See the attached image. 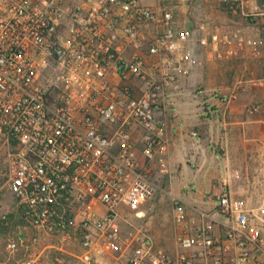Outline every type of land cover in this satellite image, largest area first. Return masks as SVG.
Instances as JSON below:
<instances>
[{
    "label": "built area",
    "instance_id": "obj_1",
    "mask_svg": "<svg viewBox=\"0 0 264 264\" xmlns=\"http://www.w3.org/2000/svg\"><path fill=\"white\" fill-rule=\"evenodd\" d=\"M216 1L261 18L264 31V0ZM178 24L172 9L141 0H0V163L29 229L6 244L24 248L18 264H41L45 239L75 240L80 264L110 255L124 264H264V233L224 185L207 209L174 203L176 254L125 215L157 193L150 166L170 143L168 90L198 65L201 50ZM197 29L212 60L259 43L239 26Z\"/></svg>",
    "mask_w": 264,
    "mask_h": 264
},
{
    "label": "crops",
    "instance_id": "obj_2",
    "mask_svg": "<svg viewBox=\"0 0 264 264\" xmlns=\"http://www.w3.org/2000/svg\"><path fill=\"white\" fill-rule=\"evenodd\" d=\"M165 1L141 0L143 4L154 7H166L163 5ZM250 1L253 2V0ZM177 3L178 5L169 8L173 10L179 27L191 32L193 36L191 45L197 51L203 48L202 37L197 31L199 23L205 22L220 28L242 27L246 34L259 43L254 49H245L238 57L229 59L226 69L230 73L244 75L246 80L255 79L254 75L264 74V31L258 26V20L261 18H245L216 0H177ZM219 5L223 7L224 12H219L217 9ZM175 9L188 12L192 19L200 20L197 22L191 20L187 23L186 20L179 18ZM195 32H197L196 36ZM202 52L205 53L204 56ZM195 57L198 65L193 68L192 73L182 79L177 86L168 90V95L173 102L172 114L167 120V136L170 143L164 155L156 158L151 164V179L157 191L163 188L167 191L170 200L176 204H182L191 213L195 207L209 208L212 205L211 200L214 199L213 194L222 185L230 191L232 196L236 180L234 175L238 166V189L241 198L239 200L244 203L249 213L250 224L262 231L258 222L259 216L255 215L254 209L250 207H260L264 200L260 202L258 200L259 203L252 200L248 194L250 188L246 185L244 176L264 175V118L260 115L254 118L248 117L245 105L239 103L233 104L227 110L223 109L224 112L220 115L225 117L220 123L215 118L206 119V115L211 110L222 111L218 98L212 91L211 74L203 72L204 69H202L203 64L206 65L205 69L211 70L215 63L205 50L196 53ZM197 57H202L201 61ZM252 75L254 77H249ZM259 81L262 82V80ZM213 106L215 108H211ZM207 122L212 124L208 126ZM218 128L222 129L220 136L223 144L222 153L217 152L216 149L210 150L209 146L211 142L218 139ZM202 131L206 134L203 138L198 135L202 134ZM171 233L172 241H169L167 237L164 242L154 243L158 248L170 254H176L180 250L174 243L173 232ZM255 254H257L256 251Z\"/></svg>",
    "mask_w": 264,
    "mask_h": 264
},
{
    "label": "rangeland",
    "instance_id": "obj_3",
    "mask_svg": "<svg viewBox=\"0 0 264 264\" xmlns=\"http://www.w3.org/2000/svg\"><path fill=\"white\" fill-rule=\"evenodd\" d=\"M178 5L177 0H166L163 2V5L166 7H171ZM219 12H224L225 10L221 5L217 6ZM179 18L182 20L193 21L189 13L178 11ZM200 20H195L196 22ZM195 21L193 25L195 24ZM202 21V20H201ZM200 21V22H201ZM188 23V22H187ZM211 25L209 24V27ZM212 27V26H211ZM206 51V49H203ZM202 51V48H201ZM202 55L204 56L205 53ZM202 57H197L201 61ZM212 60V59H211ZM204 61V59H203ZM213 67L211 70L205 69L206 65L203 66V72L205 71L211 74V82L213 84L212 91L215 96L221 97L223 94H228L229 90L233 86H240L242 90L240 91L238 98L235 101L230 102L226 107H222L221 112H216L211 110L210 113L206 115V119L212 120L215 118L218 123L221 122V119L225 116H222L224 111L223 109H229L233 104H243L245 105V112L248 117L254 118L259 115L264 118V74L252 75L246 80L244 75L228 72L227 63L229 59L226 60H214ZM259 80H262L260 83ZM211 106V105H210ZM211 108H215L214 106ZM212 123H206L209 126ZM197 129V128H196ZM202 138L206 135L202 131V134H198ZM222 129L218 128V139L215 142H211L209 146L211 149H216L217 152H223L222 144ZM237 155V152L235 153ZM239 167H236V177L234 184V191H232V196L235 199H239V178H238ZM246 179V185L250 188L248 194L251 196L252 200L259 203L264 200V175L256 174H247L244 176ZM222 182V181H221ZM164 187V184H162ZM241 199V198H240ZM259 200V202H258ZM172 200H170L167 191H164L163 188L157 191V194L153 199L147 201L143 207L136 208L130 214H125L128 220L136 227H144L154 242L160 241L164 242L167 237L169 241H172V209L174 206ZM251 209H254V214L258 215V222L260 223V229L264 233V201L260 207L252 206ZM254 215V217H255ZM0 216L5 217V223L3 226L0 225V264H18L26 256L24 248L19 246L15 250L8 249L6 244L8 240H15L17 234L26 233L29 234V229L25 228V224L20 217L17 204L15 199L11 195L8 189L7 184V175L3 165L0 163ZM36 250L40 253V258L42 260L41 264H56L54 262V257L61 253L65 258L64 264H80L79 256L81 254L79 245L75 240H71L67 243L60 244L59 241L55 239H45L41 240L36 246ZM93 264H124L123 258H119L116 255L103 256V257H94Z\"/></svg>",
    "mask_w": 264,
    "mask_h": 264
}]
</instances>
